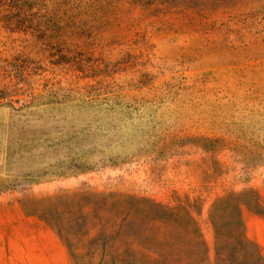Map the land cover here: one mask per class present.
Returning a JSON list of instances; mask_svg holds the SVG:
<instances>
[{"label":"rangeland","instance_id":"374dc122","mask_svg":"<svg viewBox=\"0 0 264 264\" xmlns=\"http://www.w3.org/2000/svg\"><path fill=\"white\" fill-rule=\"evenodd\" d=\"M0 264H264V0H0Z\"/></svg>","mask_w":264,"mask_h":264}]
</instances>
